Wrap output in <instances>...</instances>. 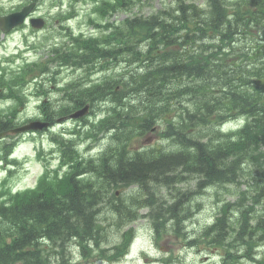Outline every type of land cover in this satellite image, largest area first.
<instances>
[{"label": "rangeland", "instance_id": "1", "mask_svg": "<svg viewBox=\"0 0 264 264\" xmlns=\"http://www.w3.org/2000/svg\"><path fill=\"white\" fill-rule=\"evenodd\" d=\"M10 1L11 0H0V14L10 12L9 9L12 8L9 5ZM12 1L17 3L20 0ZM58 1L59 0H42L40 9L48 8L51 3H57ZM62 1L65 6L68 5V0ZM260 3L261 8L262 6L264 8V0ZM1 4H6L7 7L4 8ZM117 5L118 1L115 3L111 2L113 12L116 10ZM86 7L87 6L79 5L76 8L78 11L76 14L69 13L66 11L69 10V8L63 7L64 11L61 18L66 17L64 20L65 24L74 32L79 31V27L81 26V30L84 31L85 34H91V36L97 37V40L100 41V45L105 47L106 50H110V52L107 51L108 55L98 56L94 59L96 64L94 67L95 72L90 75L88 71L82 68L75 67L68 63L64 64L58 59H53L48 62L47 72H41L42 70L40 67L35 68V72L41 73V78L37 81L38 85L35 83L36 81L28 82L26 87L21 88L20 92L23 97L21 99H13L8 96L6 87L7 84L17 86L16 81L18 78L14 76V73H11V70L17 71L18 62L17 58L4 59L2 55L5 51L16 49L19 45L21 46L20 41L26 34V37H29L35 43L34 45L38 47V52H43V59L45 60L47 58L45 51L50 44L55 45L59 50L70 51H74L75 46L66 41V34L69 31L57 27L54 18L50 19L49 27L46 30L30 32L29 27L26 25L9 34L4 42L0 44V114H11L10 119L14 123L31 117L45 118L50 122L47 131L56 136L62 134L67 144L71 145L73 148L74 152L68 151L64 156L79 157V159L83 160L81 166H85L84 162H87L90 158H96L102 148L108 145L113 148H108V152L117 160L121 153L115 150L121 147V143L124 142V135L117 134V137H115L114 133L119 128L133 129L137 125V122L133 119L136 118L135 114L141 110L143 104L148 103V101L136 98V93H128L123 96L124 90L121 87L117 89L122 95L119 101H111L113 91L116 90L114 87L116 85H121L124 78H127L128 75L141 64V59L145 56V41L149 39L150 35V32L147 30L148 26L146 22L132 29L125 23V17L132 14V16L140 18H151L152 16H156L160 19L163 18L162 20L171 24V26L168 27L167 30L161 31L157 35V38L160 39L162 37L161 41H166L175 37L177 40L181 41L184 33L182 26L186 21L190 20V14L193 10L200 12V16H204L208 10V0H130L117 8L108 19L111 27L106 29L99 28L100 30L95 29L92 33L88 32L89 29L85 24L89 13ZM258 8L259 6H257V9ZM11 14L12 13H9L8 15ZM244 20L240 21L238 24V32L235 34V48H238L237 52L247 49L252 51L256 42L264 45V38H255V33L253 31L255 27H259L260 32L263 33L264 21L260 20V22L257 23L252 19L250 14H247ZM75 36L80 35L77 33L72 36L73 44H77L73 40ZM116 36L117 38H115ZM209 41V39L205 40V42ZM261 52L262 56L259 57L258 62L264 65V46ZM246 62L247 60H243V64ZM249 66L250 65H247V67ZM28 76L29 75L26 74L24 79L28 78ZM88 78H90V81L85 83ZM103 80H106L107 88L102 93L96 95L95 99L91 101L92 108L88 116L81 120H62V114L55 110L68 108L73 105V102L70 101V97L74 94L73 84L83 85L101 82ZM186 83H189V81H186ZM235 83H237L236 86H239L238 81H235ZM35 86L38 87L36 92L33 89ZM27 91L33 92L32 95L24 96ZM42 98H47L43 104L41 103ZM113 106L116 107V110L120 111L119 119L115 120L114 123L118 125V128L113 131L99 129L97 127L98 117L101 114L111 111ZM12 111H15L14 114L11 113ZM242 123L243 120H235V124L242 125ZM235 124H233V126H236ZM229 125L226 127H229ZM5 126L10 127L13 125L6 124ZM2 135H0V201H4L8 197L7 192L9 188L20 190L31 186L35 182V177L40 168L38 164L33 161L32 156L40 146V139L43 140L45 145L50 144L49 136L46 132L36 133L35 131H28L14 134L5 131ZM209 138L210 144L216 143L212 133H210ZM160 142H162V145L159 149L152 148L151 144L145 143L141 151L145 152L147 157H150L159 153V151L164 152L185 149L172 142L170 139H162ZM35 143H38V147L35 146ZM46 152H48L47 149ZM132 154L133 151H129L126 156ZM126 156H124V158H127ZM237 160L238 163H235V183L213 181L205 186L199 187V174L190 171L186 166V164L190 166L195 165V159L187 160L186 164L182 161L172 166L171 169L168 168L163 174L156 175L152 173V176H156L159 180L169 175L172 177L175 176L176 179H174L175 181L173 182H169V178L166 183L149 180L141 183L135 182L129 185L122 184L118 189V193H114V196L111 189L109 190L107 187V194L103 202H109V204H103L102 208L99 207L100 210L96 214H91L92 209H89L87 211L89 214H85L84 217L87 218L86 222L92 221L93 223L94 217L95 222L98 219L103 220L102 223L105 224H108L106 221L114 222L112 214H126V211H118L116 209L118 203L122 202L128 207L133 205L134 201L142 200L143 197L144 199L153 201V205H157V208L160 204L162 207L168 208L172 204L178 202V214H183L179 219V223L185 225H187L190 220H198V226L203 225L206 219L218 213V207L224 202L235 201V205L231 207L228 214H240L242 209L248 210V214H255L252 206L257 210L264 206V146L255 155L240 152ZM10 162L14 163L12 170L8 167ZM126 166L127 165L124 163L121 167L125 170ZM83 174H85L84 178H89L93 175V172L87 171ZM68 182V179L60 180L57 182V185L59 186ZM103 185L106 186L107 183ZM182 193L185 194L183 198L179 195ZM255 198H257L258 201H254ZM164 200H166V202H163ZM146 210H148V208L146 209V207H144L140 212L145 213ZM155 211L156 214H163L161 218L171 214H165L158 210ZM194 214H198V216H194ZM170 219L175 221L174 218ZM97 223L98 225L101 224L100 222ZM4 225H6V222H4ZM139 228L140 227L137 226L136 238L132 242V246L128 248L126 257L123 258V264H145L144 256L141 252L142 249L140 250V247H149V245L146 244H150L151 242ZM10 230L11 229H7L6 231L7 236L10 237L8 240H11L12 235L15 233L14 230ZM68 240L71 239L69 238ZM116 240L117 238H114V241ZM163 240L164 238L159 240L158 246L162 245ZM47 241L50 246V251L47 254L43 253L38 244L34 246V253L37 254V256L34 257L35 260L52 264L57 260L66 262L74 255V240L67 242V239L63 237V243L65 245L58 247H56L57 239H47ZM138 257L141 258L142 263L138 262ZM196 264H204V262L200 260L197 261Z\"/></svg>", "mask_w": 264, "mask_h": 264}, {"label": "trees", "instance_id": "2", "mask_svg": "<svg viewBox=\"0 0 264 264\" xmlns=\"http://www.w3.org/2000/svg\"><path fill=\"white\" fill-rule=\"evenodd\" d=\"M256 12L258 15V11ZM227 14L228 12L225 9L215 5L214 10H211L208 24L198 27V30L201 32L205 30L206 33L214 31L220 35L221 41L233 39L235 21L232 18H228ZM259 14H262V18L264 13L259 11ZM147 26V30L150 32L149 36H153L155 27L151 24ZM212 59L211 54H208L200 63H195V61L191 60L192 70H189V66L185 65L190 73H179L178 75L168 71L151 70L138 75L136 78L132 76V79H135L133 89L139 91L136 93H141L142 97L151 99H179L180 97H185L190 101L191 110L186 112L184 116L173 119L172 121L174 122L169 121L168 117H164L166 135L174 137L185 149L177 153L159 155L156 160L155 158L144 159L140 156L129 158L126 162L125 170L122 167L116 169V171L112 170L116 176L126 180L128 183H131V181L143 182L145 180H157L166 183L169 178V182H173L175 176H167L159 180L156 176H152V173L160 175L166 171V168L171 169L172 166L182 161L186 164L187 160L195 159V165H191V167L186 164V166L190 171L200 174L202 180L200 183L228 182L233 179L232 176L235 173V143L242 141L243 137L252 139L264 133V79L262 78L264 73L252 74L255 76L254 82L252 86L246 87L244 86L246 79L241 74H236L235 76V67L233 70L226 68V55L222 59L220 58L221 60L218 62ZM195 66L197 67L195 68ZM172 77H175V79L170 81ZM182 77L188 78L189 83L179 86L178 80ZM158 79H160V84L155 82ZM235 80L238 83L242 82L241 90L236 89L238 86H235ZM164 82L168 83L165 89L163 87L164 84L162 85ZM237 112L245 113L246 118L250 119L238 131L239 135L230 138L231 134L226 135V133L213 128L214 125L221 124L227 117L233 116ZM159 116V111L153 113L152 118L149 117L148 119L150 121L147 120L148 124L159 119ZM7 121L0 119V131L8 128L5 126L9 124ZM207 126L209 135L212 133L215 138L216 143L214 144H210V138L206 141L202 140V128ZM259 132L262 133L260 134ZM81 171L82 169H78L77 172L81 173ZM80 184L77 188L75 186L72 188L69 183L59 185L63 191V197L55 196L51 198L44 192V195L40 194L30 199L27 191L11 194L6 201L0 202V214H11L6 219L16 222V227L11 228L0 225V261H4L2 264L31 259L32 253L30 251L18 253L14 251L15 248H12V246L16 242L18 247L23 248L30 246L39 235L43 236L46 231L53 234L52 239L62 237L63 234L73 233V222H86L87 218L84 215L89 214L87 212L89 209H92L91 214H96L100 210L99 207L102 208L103 204H109V202H103L107 194V185L100 188V186L94 185L95 181L93 180H90L86 185ZM179 195L183 198L185 194ZM40 196H45V198L49 199L41 200ZM163 202H166V200ZM153 204V201L144 199V197L142 200L134 201L133 205L128 207L120 202L116 209L118 211H126V214H112L114 222L109 224L110 228L106 225L102 229L100 224H95L94 217V223L92 221L90 222L91 224L86 223L85 230L95 240L97 246L100 242L107 243L113 245L111 250L116 247L123 250L127 248L134 233L131 227L126 232L123 231V228L142 216H147L150 219L158 235L164 232L165 223L170 218H174L176 223L174 232L178 235L181 231L178 229L179 219L183 215L178 214V202L168 208L162 207L161 204L157 208V205ZM142 207H146L148 210L145 213H141ZM229 209V204L222 205L219 208V215L216 217L214 224L209 226V228H219L215 230V235H220V238L224 235L222 231L227 230ZM155 210L171 214L161 218L163 214H156ZM34 214H39L38 217L40 218L37 219ZM240 214L237 227L239 231H243L247 226L245 214H248V210L242 209ZM73 215H75V220H73ZM262 215L264 217V214ZM262 225L264 228V223ZM7 229L15 232L12 235V239L15 241L10 245L7 242L9 237L6 233ZM148 230H150V227ZM219 230L222 231L220 232ZM182 234L186 237L185 242L189 245L188 247L195 243L199 245V241L205 239L203 234H198L195 237L191 236L190 231H184ZM47 235L50 234L47 232ZM114 238H117V240L114 241Z\"/></svg>", "mask_w": 264, "mask_h": 264}, {"label": "flooded vegetation", "instance_id": "3", "mask_svg": "<svg viewBox=\"0 0 264 264\" xmlns=\"http://www.w3.org/2000/svg\"><path fill=\"white\" fill-rule=\"evenodd\" d=\"M187 22L188 21H186L185 23ZM98 126L100 129H107L112 131L116 130V126L110 125L109 121L98 122ZM126 131L127 129L119 128L116 130L114 135L115 137H117V134L126 135ZM108 148L113 149L109 145L105 146L104 148H102L96 158H90L88 160L89 162L86 164L87 170L85 172H93V175L89 178L95 181V186H101L105 183H113L114 180L115 182L118 180L125 181L122 180L119 176H116L112 170L116 171V169H119L122 164H126L125 161H128V158H124V156H126V150L122 148H119L117 150L114 149L115 151L121 153L120 157L116 160L110 155V153L108 152ZM83 175L85 174H82V176ZM78 177H81V175H78V173L76 172V178ZM78 185L79 183L77 180V182H75V187L77 188ZM73 220H75V215H73ZM86 223L91 224L90 222H73L74 228L72 237L75 239V244L73 245V248L75 250L74 255L70 260L66 262L58 260V264H90L91 262L95 264L97 260H101L103 252L96 247L95 240L85 230ZM171 247L172 246H170L169 248ZM3 262L4 261H0V264H2ZM8 264H16V262H9ZM21 264L27 263L22 262Z\"/></svg>", "mask_w": 264, "mask_h": 264}, {"label": "bare ground", "instance_id": "4", "mask_svg": "<svg viewBox=\"0 0 264 264\" xmlns=\"http://www.w3.org/2000/svg\"><path fill=\"white\" fill-rule=\"evenodd\" d=\"M196 8V7H195ZM154 15V14H153ZM158 16V15H157ZM161 17H163V16H161ZM115 19V18H114ZM163 19V18H162ZM118 21V20H117ZM116 23V22H115ZM184 23V22H183ZM113 25V24H112ZM125 25V24H124ZM117 26V25H116ZM123 26V25H122ZM119 28V27H118ZM124 29H125V27H124ZM97 30V29H96ZM100 30V29H99ZM113 30V29H112ZM117 30V29H116ZM128 30V29H127ZM112 32V31H111ZM92 33V32H91ZM100 33V32H99ZM94 34V33H93ZM108 34H109V32H108ZM87 35V34H86ZM233 37V36H232ZM115 38H117V36L115 37ZM119 38V37H118ZM123 38V37H122ZM129 38H131V37H129ZM112 43V42H111ZM115 44V43H114ZM117 45V44H116ZM121 46H124V45H121ZM71 49V48H70ZM152 116V115H151ZM151 116H150V118H151ZM157 120V119H156ZM155 120V121H156ZM148 121H150V120H148ZM148 121L146 122V123H144L143 124V128H145V127H147V126H149L150 124H148ZM154 121V122H155ZM153 123V122H152ZM122 144V143H121ZM120 144V145H121ZM177 153V152H176ZM174 164V163H173ZM192 167V166H191ZM166 170H167V168H166ZM169 172V171H168ZM78 173V175H81V177H84V175L82 176V171H81V173L80 172H77ZM159 173V172H158ZM172 175H174V174H172ZM170 176V175H169ZM168 181V180H167ZM156 212V211H155ZM47 232L50 234V235H47ZM72 235H73V233H67V234H63V236L62 237H59V238H57V244H56V247H58V246H63V245H65L64 243H63V237H65L66 239H67V242L69 241H72V240H74V242H75V239L72 237ZM46 239H48V240H51L52 239V236H53V234H51L49 231H46L45 233H44V235H43ZM40 237H42L41 235H39L34 241H33V243L30 245V246H28V247H30L31 249L29 250L31 253H32V257H31V259H29V260H25V262L27 263V264H47L46 262H44V261H37V260H35V258L34 257H36L37 256V254H35L34 253V246H36V244H37V239L38 238H40ZM10 237H8L7 238V241H8V239H9ZM71 239V240H68V239ZM66 242V243H67Z\"/></svg>", "mask_w": 264, "mask_h": 264}, {"label": "water", "instance_id": "5", "mask_svg": "<svg viewBox=\"0 0 264 264\" xmlns=\"http://www.w3.org/2000/svg\"><path fill=\"white\" fill-rule=\"evenodd\" d=\"M26 14V11L23 12H19V13H15V14H11L10 16L6 17L4 19V23L7 25L6 27H4L5 29H9L12 25L20 23L22 18L24 17V15ZM10 26V27H9ZM80 112H78L77 114H79ZM39 127V124L34 122V123H29L20 127L15 128L14 130H12L13 132L16 131H24L30 128H37Z\"/></svg>", "mask_w": 264, "mask_h": 264}]
</instances>
